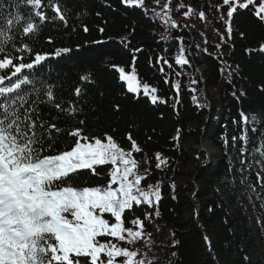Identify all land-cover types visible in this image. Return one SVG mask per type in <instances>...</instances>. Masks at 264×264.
Here are the masks:
<instances>
[{
    "label": "trees",
    "instance_id": "16d2710c",
    "mask_svg": "<svg viewBox=\"0 0 264 264\" xmlns=\"http://www.w3.org/2000/svg\"><path fill=\"white\" fill-rule=\"evenodd\" d=\"M228 9L223 0H42L39 31L8 45L14 65L47 57L29 71L54 94L41 117L61 129L43 155L70 151L75 129L91 142L110 137L137 161L142 189L158 186V204L153 196L124 213L126 228L137 230L133 218L145 225L127 246L137 264H264V20L253 4L231 18ZM120 69L149 92H130ZM203 137L217 151L212 165ZM113 167L78 170L71 186L105 187Z\"/></svg>",
    "mask_w": 264,
    "mask_h": 264
},
{
    "label": "snow or ice",
    "instance_id": "6c2138e0",
    "mask_svg": "<svg viewBox=\"0 0 264 264\" xmlns=\"http://www.w3.org/2000/svg\"><path fill=\"white\" fill-rule=\"evenodd\" d=\"M136 2L142 3V0ZM253 2L246 0L239 7L248 9ZM223 3L229 5L227 16L231 18L237 7L233 6V0H223ZM4 4H7V11ZM22 4L27 11H23ZM41 7L42 0H2L0 3V56L4 57L0 59V69L12 66V77H16L15 80L8 77L11 83L4 86L5 77L0 76V264H80L79 258H84L85 264H105L102 255L106 257V264H117V258H124L123 264H137L134 261L137 252L97 239L112 237L131 244L142 238L144 223L133 218L130 223L137 230L126 228L125 210L132 209L134 204L140 205L142 201L151 206L153 196L157 204L161 199L158 186L153 191L140 187L142 179L146 178L134 176L137 161L131 152L122 150L110 137L107 143L100 138L91 142L80 129H75L67 133L77 138L70 151L42 154L45 145L51 147L61 132L55 123H49L40 115L39 105L44 103V97L53 101L54 94L51 87L30 78V73L24 70H33L47 57L36 54L32 63L14 65L8 51V45L14 42L17 34L33 35L39 31L34 18L40 22L47 19L40 11ZM12 8L17 9L15 14ZM55 11L61 12L58 6ZM262 13L264 3L256 13L264 20ZM200 17L204 18L203 12ZM59 19L66 22L63 14ZM231 31L229 20L228 33ZM60 55L56 52V56ZM176 62L181 65L189 63L183 56ZM120 72L128 90L138 92L140 86L136 76L125 75L123 69ZM155 91L151 89V92ZM144 92H149L146 85ZM76 94H80L79 89ZM156 99L153 95V102ZM54 106L61 107L58 103ZM132 147L136 152L140 151L135 143ZM156 159L160 164L166 163L160 154ZM105 164L114 166L110 184L105 187L71 186L77 179L72 174L78 170L90 169L95 173V166ZM160 164L156 167L159 168ZM112 184L118 187L113 188ZM105 213L110 214L115 222L110 224L104 218Z\"/></svg>",
    "mask_w": 264,
    "mask_h": 264
},
{
    "label": "rangeland",
    "instance_id": "374dc122",
    "mask_svg": "<svg viewBox=\"0 0 264 264\" xmlns=\"http://www.w3.org/2000/svg\"><path fill=\"white\" fill-rule=\"evenodd\" d=\"M244 2H246V0H233V6H236V7H239V4H241V3H244ZM262 3H264V0H254V2L252 3L254 6H255V8H256V12L258 11V9H259V7L261 6V4ZM261 15H264V13H262ZM206 89V88H205ZM138 92H144V88H142V87H140V89H139V91ZM138 92H136V93H138ZM145 93V92H144ZM201 149L205 152V153H207L208 154V157H209V162L210 163H214L215 162V155H216V153H217V151H216V149H214L213 147H212V145H210L209 143H207L206 141H205V138L203 137V139H202V141H201ZM135 175H139L140 177H142L141 176V174L138 172V169L136 168L135 169V172H134V176ZM134 176L133 177H130L129 179H133L134 178ZM142 184V183H141ZM140 187L141 188H143L141 185H140ZM116 188V187H115ZM99 241H101V242H111V243H116V242H114V241H111V240H100L99 238H97ZM122 242V241H121ZM132 244V243H131ZM131 244H129V243H127V241H124V247H126L127 248V246H131ZM119 247H123L122 246V243H120L119 242V244H117ZM102 257V256H101ZM135 258H137V256L135 257ZM123 259L124 258H117V262H119V263H121V262H123Z\"/></svg>",
    "mask_w": 264,
    "mask_h": 264
}]
</instances>
